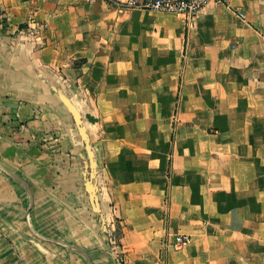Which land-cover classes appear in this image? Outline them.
I'll return each instance as SVG.
<instances>
[{
  "label": "crops",
  "instance_id": "crops-1",
  "mask_svg": "<svg viewBox=\"0 0 264 264\" xmlns=\"http://www.w3.org/2000/svg\"><path fill=\"white\" fill-rule=\"evenodd\" d=\"M113 216L125 264H264V0H0V264H117Z\"/></svg>",
  "mask_w": 264,
  "mask_h": 264
},
{
  "label": "built area",
  "instance_id": "built-area-1",
  "mask_svg": "<svg viewBox=\"0 0 264 264\" xmlns=\"http://www.w3.org/2000/svg\"><path fill=\"white\" fill-rule=\"evenodd\" d=\"M93 2L94 0H87ZM117 10L145 9L172 13L185 17L192 21L194 16L206 5L212 3L217 6H229V0H101ZM242 17L241 13H238ZM34 30V29H33ZM115 210L112 209V214ZM117 224L115 216L108 222L106 227L107 240L112 246L117 264H125V257L116 234ZM189 236L176 235L172 241L175 248H181L189 243Z\"/></svg>",
  "mask_w": 264,
  "mask_h": 264
},
{
  "label": "water",
  "instance_id": "water-1",
  "mask_svg": "<svg viewBox=\"0 0 264 264\" xmlns=\"http://www.w3.org/2000/svg\"><path fill=\"white\" fill-rule=\"evenodd\" d=\"M94 188H93V190H94ZM91 198L95 202V200H96V194L94 193V191H92V193H91Z\"/></svg>",
  "mask_w": 264,
  "mask_h": 264
},
{
  "label": "rangeland",
  "instance_id": "rangeland-1",
  "mask_svg": "<svg viewBox=\"0 0 264 264\" xmlns=\"http://www.w3.org/2000/svg\"><path fill=\"white\" fill-rule=\"evenodd\" d=\"M110 244V243H109ZM111 245V244H110ZM112 247V246H111Z\"/></svg>",
  "mask_w": 264,
  "mask_h": 264
}]
</instances>
